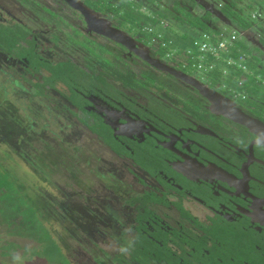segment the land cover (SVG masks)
Instances as JSON below:
<instances>
[{
    "label": "flooded vegetation",
    "instance_id": "flooded-vegetation-1",
    "mask_svg": "<svg viewBox=\"0 0 264 264\" xmlns=\"http://www.w3.org/2000/svg\"><path fill=\"white\" fill-rule=\"evenodd\" d=\"M6 1L11 7L0 4V63L19 71L25 82L33 78L32 101L42 97L52 106L50 100L57 99V109L67 110L81 127L77 138L87 135L111 155L116 162L112 169L94 171L99 184L114 188L122 185V174L131 177L133 192L125 208L101 211L111 233L126 237L112 262L264 264V114L235 101L260 123L248 127L217 114L194 87L99 33L102 26L107 31L103 24L109 22L142 42L124 28L125 19L108 16L98 6L102 0H90L96 5L84 0ZM145 1L148 6L157 2ZM187 2L173 5L177 14L201 7L197 0ZM81 3L91 11L82 12ZM207 13L200 15L205 23ZM74 31L94 44L100 62L82 46L69 44L67 34ZM260 41L255 53L264 51ZM106 58L110 67L102 62ZM141 66L148 69L137 71ZM142 74L153 84L135 85ZM123 77L131 84L124 85ZM118 209L122 219L116 220L111 215Z\"/></svg>",
    "mask_w": 264,
    "mask_h": 264
},
{
    "label": "rangeland",
    "instance_id": "rangeland-1",
    "mask_svg": "<svg viewBox=\"0 0 264 264\" xmlns=\"http://www.w3.org/2000/svg\"><path fill=\"white\" fill-rule=\"evenodd\" d=\"M84 1L94 4L90 0ZM179 1L183 5L188 4L187 0H157L150 7L145 0H108V3L107 0H102V2H98V6L104 12H108V16L114 13L125 19L122 23L124 28L131 29L130 32H135L137 38L151 48L149 34L142 35V29L139 26L137 28L135 21L139 18L143 19L144 15L154 9V5H157L155 9L163 10L167 20H163L164 25L159 27L160 33L164 37H168L178 48L190 40L196 31L190 25L191 23L185 20V17L177 14L174 10L173 5ZM197 1L206 8H210L213 13L208 14L205 18L206 24L202 26L204 30L210 29L207 25L214 29H225L226 32L232 30L221 19L216 18L218 10L222 12L221 6L228 1ZM232 2L235 4L232 7L233 10L227 7L226 11L235 12L234 18L237 20L225 15L229 21H235L238 25L242 22L241 20L249 25L253 20L257 23L252 24V28L247 30L248 40L237 32L238 40L242 41L245 50L249 52L248 66L252 69L249 72H255L250 77L252 78L250 82L253 84L244 86L247 93L253 92L252 97H246L242 101L243 103H239L246 104L248 109L264 111V51L255 53L260 50L258 49L260 46L256 47V44L259 45L257 41L261 39L260 42L264 43V0H232ZM129 3L132 5L130 6ZM0 4L11 7L6 0H0ZM200 8L193 7L192 14L189 16L192 21L204 13L205 9ZM128 12H132L134 16L127 14ZM260 14L261 18H258ZM49 15L54 16L51 13ZM253 15L256 16L253 17ZM175 16L180 18L176 19ZM251 17L256 19L251 20ZM22 19L29 22L24 17ZM114 20L121 23L117 17ZM74 32L67 34L69 44L82 46L88 50L91 59L100 62L101 58L94 52V44ZM71 35L76 36L78 40L74 41ZM249 38L253 40H249ZM262 48L264 49V46ZM166 50H163V53ZM163 53L157 55L161 57ZM102 62L109 67L111 65V61L107 58L102 59ZM164 62L168 64L166 61ZM140 69L148 68L141 66L136 70ZM181 71L191 74L204 84L215 87L221 92L227 93L226 90L229 91V88L233 86L226 77H217L195 68L188 67ZM143 78L145 83L153 84V79L144 76ZM12 80H16L17 83L13 84ZM30 80L34 82L33 78ZM31 82H25L20 72L7 67L5 62L0 63V166L8 173L20 193L30 201L29 203L35 210L33 211L38 216L40 215L39 217L44 221L46 227L54 233L57 246L66 256L69 264H115L111 258L119 252L120 245L125 243L126 237L111 233L110 222L101 214V211L104 208L115 209L118 207L120 210L125 208V200L131 197L133 192L128 183L131 177L122 174L123 186L117 185L114 188H111V184H107L105 187L99 184L94 171L102 169L106 172L107 169H112L116 162L112 160L109 153L103 152L97 141L83 134L81 139L77 138L79 130H82L81 127L79 128L75 124L67 110L57 109V99L50 100L53 107L42 97H35L32 101V93L29 92ZM223 83H226L225 89L222 87ZM134 84L142 86L139 80L138 82L134 80ZM35 90L34 88L32 92ZM60 105L63 106V103ZM260 111L258 113L263 115L264 112ZM56 153L68 156L66 164L61 166L62 160L56 156ZM57 165L59 168L56 167ZM66 165L69 167L66 168ZM56 168L57 171H55ZM110 188L114 189L115 195L109 193ZM120 193H122L121 197ZM119 209L117 214L111 215L112 218L116 220L121 218ZM9 243L14 244L16 250L5 247ZM42 251L43 245L38 247L33 240L11 236L7 233L6 227L0 225V264H27L33 254L37 256L35 259H43ZM56 255H49V259H51L49 261H65L63 258L60 259L61 255ZM40 264L43 263L40 261Z\"/></svg>",
    "mask_w": 264,
    "mask_h": 264
},
{
    "label": "trees",
    "instance_id": "trees-1",
    "mask_svg": "<svg viewBox=\"0 0 264 264\" xmlns=\"http://www.w3.org/2000/svg\"><path fill=\"white\" fill-rule=\"evenodd\" d=\"M226 1L228 2H226L225 4L221 6L222 8L221 10L223 13H225L227 17L232 19L234 18V16H236L235 12H232V11L227 12L226 8L228 7L232 9V7H234L235 4L232 2V0H226ZM175 10H176V6H175ZM127 14L134 16L132 12H128ZM180 15L185 17V20L191 23L190 25H192L193 28L196 29V31H194L192 38L190 40H187L185 44L179 46V48H183L186 45H188L195 36H197L198 34L202 32L213 33V34H216L217 36L222 34L223 32L224 33L226 32L225 30H222V29H214L210 27L209 25L207 26L210 29L204 30L202 26H204L206 23L205 21L203 22V19H202L203 17H196L194 18V21H192L189 18L191 13H181ZM175 18L179 19L180 17L175 16ZM163 20H166L165 13L161 10H157V11L147 12V14L144 15L143 19L139 18L137 19V21H135V23H136L137 28L139 26L142 29L144 26L147 25V26H151L152 28L156 29L157 32H161L158 25H159V22ZM234 20H237V19L234 18ZM241 21L242 22L238 25L240 26V29H246L252 26L251 22L249 25V23H245L243 22V20ZM198 27L199 29H197ZM182 37L185 38L184 35H182ZM0 38H1V34H0ZM167 38L168 37L166 36L164 37L162 35L163 40H166ZM182 40H185V39H182ZM1 43L4 44L3 39ZM11 46H13V44L10 45V47ZM10 47H6V48L9 49ZM234 47L237 49L239 48V50L243 52L246 51L244 44L240 40H238L235 43ZM150 49L152 53L155 55L163 53V49H161V47L151 46ZM122 80H123L124 85L131 84L129 78L123 77ZM138 80L140 81L141 85L147 84L144 82L145 80L143 78V75H139ZM250 84H253V83L252 82L246 83V85H250ZM247 94L251 98L253 95V92L247 93ZM56 156L60 158L63 163L66 161V157L61 156L59 153L58 154L56 153ZM29 202L30 201L27 198H25L23 194L20 193L19 189L12 182L8 173L4 171L2 167L0 166V225H4L6 227L7 233L11 236L21 238V239L33 240L37 243L38 247L40 245H43V251L41 252L43 253V255H41L43 259H35L37 256L33 254L32 259L27 261V264H37V263L40 264V261L43 264H45L46 262L47 264H69L68 259L63 254L61 249L57 246L54 233H52L50 229L46 227V225L44 224V221L40 219L39 217L40 215L38 216V214L34 212L35 210L33 209V206L31 205V203ZM5 247H8L10 250H16L15 245L12 243L11 244L9 243ZM55 254H57L58 256L61 255L60 259L63 258V260L65 261L59 260L58 262V261L53 260V262H50L49 260L51 259H49L50 258L49 255H55Z\"/></svg>",
    "mask_w": 264,
    "mask_h": 264
},
{
    "label": "built area",
    "instance_id": "built-area-1",
    "mask_svg": "<svg viewBox=\"0 0 264 264\" xmlns=\"http://www.w3.org/2000/svg\"><path fill=\"white\" fill-rule=\"evenodd\" d=\"M163 25L164 21H161L158 27ZM142 33L149 34L151 46L167 49L160 58L168 64L180 70L191 67L217 77H226L233 85L229 91L226 90L227 93L224 92L228 98L239 103L248 97L244 86L250 82L252 79L250 77L254 73H250L252 70L248 66V54L234 47L238 41L237 31L223 32L218 36L202 32L183 48H176L177 46L168 38L163 40L162 34L151 26L142 28ZM225 85L226 83L222 85L224 89Z\"/></svg>",
    "mask_w": 264,
    "mask_h": 264
},
{
    "label": "water",
    "instance_id": "water-1",
    "mask_svg": "<svg viewBox=\"0 0 264 264\" xmlns=\"http://www.w3.org/2000/svg\"><path fill=\"white\" fill-rule=\"evenodd\" d=\"M199 4L202 8L205 9L206 12H208L209 14L212 13V10L210 8H206L201 3ZM81 5L82 6H80L79 9L82 12L87 13V11L88 12L91 11L89 8L84 6L82 3ZM216 18L221 19L223 23L229 26L232 30L237 31L242 37L248 40L247 31L240 29L236 27L235 25H233L223 12L218 10V12L216 13ZM103 25L107 26V31L104 30L102 26V31H100L99 33L105 34L110 39H112L115 42L120 43L121 45L129 49L130 51L134 50L135 55H137L146 64L160 71L167 72L168 74L176 78H179L182 81L194 87L198 91V93L209 102V105H210L209 107L211 110H213V112L223 115L225 117H228L229 119L236 121L238 123H241L248 127L255 125L257 123H260L258 120H254L246 116L241 111V109H239L235 105V102L231 100L230 98H228L227 96H223L219 94L217 91L211 89L207 84H204L197 78L191 75H188L180 70L175 69L174 67L166 64L165 62H163L162 60L158 58L152 57L150 48L144 43L137 41L136 39L134 40L126 32L112 27L109 22L107 23V25L106 24H103ZM133 47H135V49H133Z\"/></svg>",
    "mask_w": 264,
    "mask_h": 264
},
{
    "label": "crops",
    "instance_id": "crops-1",
    "mask_svg": "<svg viewBox=\"0 0 264 264\" xmlns=\"http://www.w3.org/2000/svg\"><path fill=\"white\" fill-rule=\"evenodd\" d=\"M231 22H232V21H231ZM232 24L235 25L236 27L240 28V26H238V24H237L235 21H233ZM250 28H252V27L250 26V27H248V28H246V29H243V30H246V31H247V30H249ZM224 30H225V29H224ZM246 52H247V51H246ZM247 54H248V52H247ZM249 68H250V67H249ZM250 69H251V68H250ZM251 70H252V69H251ZM253 73H255V72H253Z\"/></svg>",
    "mask_w": 264,
    "mask_h": 264
}]
</instances>
